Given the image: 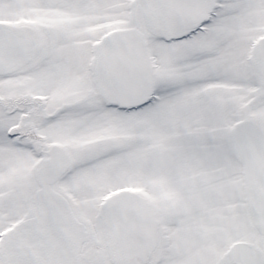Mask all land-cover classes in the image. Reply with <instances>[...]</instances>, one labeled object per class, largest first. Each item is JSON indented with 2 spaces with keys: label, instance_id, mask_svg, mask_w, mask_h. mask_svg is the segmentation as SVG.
Returning a JSON list of instances; mask_svg holds the SVG:
<instances>
[{
  "label": "snow or ice",
  "instance_id": "6c2138e0",
  "mask_svg": "<svg viewBox=\"0 0 264 264\" xmlns=\"http://www.w3.org/2000/svg\"><path fill=\"white\" fill-rule=\"evenodd\" d=\"M0 264H264V0H0Z\"/></svg>",
  "mask_w": 264,
  "mask_h": 264
}]
</instances>
